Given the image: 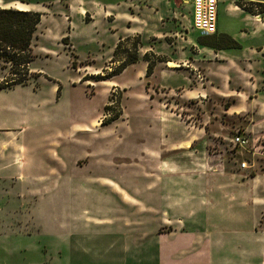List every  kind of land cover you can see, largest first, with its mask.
Returning a JSON list of instances; mask_svg holds the SVG:
<instances>
[{
  "label": "rangeland",
  "instance_id": "obj_1",
  "mask_svg": "<svg viewBox=\"0 0 264 264\" xmlns=\"http://www.w3.org/2000/svg\"><path fill=\"white\" fill-rule=\"evenodd\" d=\"M13 1L0 0V8L11 7L9 3ZM15 1L18 3L13 6L20 9H25L21 3H29L34 6L33 9L43 12L45 6L54 5L49 6L47 15L39 23L43 35L33 39L32 43L34 58L29 68L33 73L40 74L39 77L30 78L25 85L0 91V109L5 106L13 108L7 128L9 132L0 131V264H159L157 252L165 245L166 234H169L164 211L158 212L153 221L148 213L141 215V225L145 226L144 230L141 229V242L124 239L123 229H118V224L114 222L122 218L123 212L128 228L124 231L126 234L134 232V228L129 226L138 218L135 216L136 209L132 207L135 204L133 200L138 196L147 200L143 190L146 181L140 176V169L152 171L151 165L138 163L133 153L137 140H144L136 130L132 114L134 98L130 96L122 106L123 109L127 108V121L120 120L121 116L115 121L117 123L103 125L113 112L104 111V107L111 104L108 100L102 106L98 122L101 128H105V134L93 131L89 136L73 132L80 121L95 118L106 100L104 88L97 85L102 81L94 82L93 77L110 73L119 63L109 61L107 68H102L99 73L85 74L89 81L75 83L74 70L68 63L69 56L63 52L61 39L55 38L69 28V34L65 37H69L75 46L74 54L81 58L87 54L100 56L108 52L115 36L121 34L123 28L131 27L133 22L120 17L113 24V15H109L108 19L98 16L91 26L87 25L85 13L97 6L111 12L109 5H120L119 12L128 15L137 10L135 6L138 0H83L86 4L82 8L86 12L82 15L76 10L68 12L63 8L67 3L82 6L80 0ZM188 1L157 0L158 31L170 24L181 32L198 35L192 28ZM231 1L219 0L218 5V23L226 31L244 27L241 18L222 12V8ZM144 5L151 4L146 0ZM64 15L70 19L72 27L64 22ZM159 18L161 22L157 21ZM90 38L93 43L89 45L87 42V46L85 41ZM76 63V68L90 64L89 61ZM138 67L119 74L116 83L129 84L133 87L130 93H134ZM8 73L9 67L0 62V79L9 80ZM197 73L203 77L202 84L205 85L206 76L200 70ZM111 93L115 97L121 94L120 109L123 92L112 89ZM228 105L222 104L221 108L225 109ZM172 109L182 116L185 114L176 106ZM215 112L218 114L211 117L207 124L208 129L217 133L212 139L215 143L225 144L219 147L228 151L226 155L229 161L236 164L242 161L255 163L249 174L260 173L264 168V149L257 150L260 155L251 156L224 140L225 137L240 135L248 141L243 132L248 119ZM189 115L192 121L199 117V112L194 109ZM127 122L130 124L124 128ZM131 127L133 133L129 132ZM6 142L7 145L3 146ZM56 143L58 146H55ZM212 145L210 150L218 153L219 147L214 143ZM250 147L249 143L247 150L254 151ZM2 166H6V170H1ZM59 170L62 172L61 178L57 174ZM100 177L109 179V182L106 184ZM150 181L148 178L147 182ZM157 182L160 187L161 181L158 179ZM180 184L181 180L174 178L172 198L176 202L181 197ZM161 185H164V181ZM116 189L124 191V194L116 192ZM166 213L170 220L186 219V214L181 213L179 208L174 211L168 209ZM103 219H110L109 224L102 223Z\"/></svg>",
  "mask_w": 264,
  "mask_h": 264
},
{
  "label": "crops",
  "instance_id": "obj_2",
  "mask_svg": "<svg viewBox=\"0 0 264 264\" xmlns=\"http://www.w3.org/2000/svg\"><path fill=\"white\" fill-rule=\"evenodd\" d=\"M145 1L138 0V5L135 6L137 10L128 15L119 12L120 5H109L111 12L97 6L90 8L87 13L82 8L86 4L83 0L79 1L82 6L75 7L71 3L63 5L68 12L76 10L80 15L85 13L87 25L91 26L98 16L108 19L109 15H113V24L120 17L133 22L131 27L123 28L121 34L115 36L111 48L100 56L87 54L85 58H81L74 54L75 46L69 37H65L69 34V28L67 32L55 37L57 40L61 39L63 52L65 56H69L70 65L74 60L78 63L90 62L87 67L73 69L75 83L81 81L85 74H97L102 68H107L121 39L137 35L142 43L138 52L140 60L122 72L139 66L137 83L134 84L135 92L130 93L133 87L127 83H116L115 80L121 74L98 83L104 88L106 100L95 118L80 121L74 126L73 132L89 136H92L93 131L105 134V128L99 126L98 120L100 109L105 106L112 89L123 92L120 120L127 121V108L123 109L122 106L124 100L132 96L135 100L132 114L136 130L144 138L133 145V153L138 163L151 165L152 171L140 169V176L146 181L143 190L147 200L144 201L139 196L133 200L135 204L132 207L136 209L135 216L138 218L132 222V226L128 225L134 228V232L126 234L124 231L128 228L123 212L122 218L114 221L118 224V229H123V238L133 243L141 242V229L144 230L145 227L141 225V215L148 213L149 219L153 221L158 212L164 211L169 234H166L165 245L159 249L157 246L159 264H264V168L260 173L249 174V170L239 168L240 163L229 161L226 155L228 151L219 147L225 144L215 143L212 138L217 133L207 126L211 117L218 114L215 111L226 116H245L248 120L243 132L250 146L253 148L258 144L264 149V13L251 15L236 6V2L240 1L264 5V0H232L225 5L222 12L241 18L244 27L226 31L218 23L217 16V29L211 46L198 43V40L204 41V36H193L189 31L181 32L174 25L169 24L158 31L155 8L157 0H147L152 6L144 5ZM188 2L191 3V0ZM14 3L18 2L14 0L9 3L11 7L6 8L38 12L41 19L47 15L49 6L54 5L51 3L48 7L45 6L44 13L33 9L34 6L29 3H21L25 9L13 6ZM63 18L72 27L70 19L65 15ZM157 21L161 22L162 19ZM73 31L74 29L71 33ZM41 35L43 32L38 25L33 39L36 40ZM226 37L238 46L228 48L229 45L216 42L225 40ZM87 42L92 45L93 39H86L85 44L88 46ZM145 54L163 59L156 64L149 77L146 76L147 63L141 60ZM85 69L89 71H84ZM199 70L207 78L205 85L195 80ZM36 75L39 77L40 74ZM227 103V108H221L222 104ZM175 106L184 110L185 114L182 116L174 111L172 107ZM194 109L199 112V117L191 121L192 116L189 114ZM12 111L13 108L7 106L0 109V131L3 133L9 132L7 128ZM129 124L127 122L124 128H128ZM129 132L133 133L132 127ZM230 139L231 137L224 138L228 140V144H231ZM213 143L219 147L218 153L210 150ZM6 145L7 142L3 143V146ZM262 156L264 158V153ZM230 165H234L233 168ZM6 168L2 166L1 170ZM57 174L61 178L60 170ZM148 178L152 181L147 182ZM174 178L181 180L179 202L172 198ZM100 179L106 181V184L109 182L107 178ZM158 179L164 181L163 186L160 182L158 187ZM116 190L124 194V191ZM110 191L114 193L113 189ZM177 208L186 214V219H168L166 211ZM109 222L110 219L102 220V223Z\"/></svg>",
  "mask_w": 264,
  "mask_h": 264
},
{
  "label": "trees",
  "instance_id": "obj_3",
  "mask_svg": "<svg viewBox=\"0 0 264 264\" xmlns=\"http://www.w3.org/2000/svg\"><path fill=\"white\" fill-rule=\"evenodd\" d=\"M236 6L251 15L263 14L264 5L258 3L236 2ZM41 21V14L33 11H20L14 8H0V62L9 67L8 78L0 82V91L10 89L17 85H25L28 80L38 75L30 72V64L33 61L32 40ZM215 35V34H214ZM205 37L204 41L198 40L200 45L211 46L213 36ZM64 42L66 39L63 40ZM217 43H223L228 48H236L235 42L230 41L228 37L225 40H218ZM141 42L138 36L126 37L121 39L116 45L111 62L119 63L115 70L100 77H93L94 82L106 81L114 76L121 74L129 65L135 64L140 60L139 49ZM141 60L147 63L146 76L152 75L153 70L158 62L163 59L153 54H145ZM76 62L72 61L71 68L76 69ZM34 74V75H33ZM84 82L89 81L87 77L82 79ZM59 92V89H58ZM58 94V93H57ZM115 99V100H114ZM121 94L115 97L111 93L108 97L110 105L104 107V111H112L113 115L102 124H111L122 116L119 103ZM114 102V104H113ZM227 108V107H226Z\"/></svg>",
  "mask_w": 264,
  "mask_h": 264
},
{
  "label": "built area",
  "instance_id": "obj_4",
  "mask_svg": "<svg viewBox=\"0 0 264 264\" xmlns=\"http://www.w3.org/2000/svg\"><path fill=\"white\" fill-rule=\"evenodd\" d=\"M191 23L192 28L201 36H212L216 34L217 16L219 0H191ZM195 80L199 83L203 82V77L196 74ZM230 143L239 149L247 151L251 156L260 155L257 150L261 149L258 144L253 147L254 151L247 150L248 141L240 135H235L230 139ZM240 169L252 170L255 165L248 161H242L239 165Z\"/></svg>",
  "mask_w": 264,
  "mask_h": 264
}]
</instances>
